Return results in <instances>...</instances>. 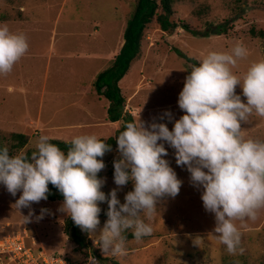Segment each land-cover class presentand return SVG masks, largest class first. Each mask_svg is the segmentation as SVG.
Masks as SVG:
<instances>
[{
    "label": "rangeland",
    "instance_id": "rangeland-1",
    "mask_svg": "<svg viewBox=\"0 0 264 264\" xmlns=\"http://www.w3.org/2000/svg\"><path fill=\"white\" fill-rule=\"evenodd\" d=\"M136 0H0V23L22 32L28 42L25 55L7 74H0V134L2 143L11 145L10 135L21 133L28 143L13 155L35 150L40 135L70 140L75 135L115 136L123 123L107 120L110 102L96 93L93 83L98 73L108 68L124 42V31ZM171 20L187 23L192 29L162 31L153 19L145 28L140 53L131 63L119 86L125 111L146 124L155 120L172 123L182 110L178 93L191 66L209 51H229L240 42L248 55L237 61L232 71L242 76L253 62L264 59V0H174ZM224 24L225 32L211 29ZM195 29V32H191ZM208 34L206 33L207 31ZM253 31V32H252ZM236 92L242 90L236 87ZM246 138L264 141V117L253 112L241 123ZM106 139V140H107ZM165 147H168L165 144ZM173 149L168 148L170 166L182 180L179 194L163 197L147 218L153 232L140 241L128 237L126 256H111L120 264H264V209L255 220L235 221L242 233L243 254H229L213 231L214 214L204 209L200 192L190 182L186 168L177 166ZM119 157L116 146L105 153L106 167L98 174L105 178L102 190L117 188L113 181V160ZM132 184L118 188L121 203ZM12 196L0 184V235L27 232V242L47 253L62 254L75 264L92 257V249L73 242L63 232L68 217L59 211L63 200L33 203V214L24 223ZM102 227L106 202H99ZM41 208L48 211L37 219ZM132 235V234H131ZM86 239L92 242L89 235ZM101 256V250L94 247Z\"/></svg>",
    "mask_w": 264,
    "mask_h": 264
},
{
    "label": "clouds",
    "instance_id": "clouds-1",
    "mask_svg": "<svg viewBox=\"0 0 264 264\" xmlns=\"http://www.w3.org/2000/svg\"><path fill=\"white\" fill-rule=\"evenodd\" d=\"M27 49L22 32L0 23V74L9 73ZM247 55L236 42L229 51L211 50L198 58L178 93L182 114L173 118L165 110L171 129L165 122L146 124L139 116L126 122L116 135L119 157L112 162L117 188L107 194L105 178L98 175L106 167L103 156L112 150L107 138L75 135L62 149L49 135H40L30 154L10 155L7 146H0V184L14 197L20 192L14 205L29 209L24 223L33 214L31 205L47 200L51 184L63 197L59 211L89 235L103 256H126L127 232L137 241L153 232L141 213L151 218L160 198L179 194L182 180L166 159L171 148L176 165L186 168L192 185L202 189L200 198L214 214L219 242L229 254H243L235 221L255 220L264 209V141L246 138L241 127L253 112L264 117V59L253 61L242 76L232 71ZM129 182L132 188L121 203L117 190ZM99 202L107 203V219L98 228ZM47 211L41 208L36 218ZM86 264L99 260L92 256Z\"/></svg>",
    "mask_w": 264,
    "mask_h": 264
},
{
    "label": "trees",
    "instance_id": "trees-1",
    "mask_svg": "<svg viewBox=\"0 0 264 264\" xmlns=\"http://www.w3.org/2000/svg\"><path fill=\"white\" fill-rule=\"evenodd\" d=\"M173 3L174 0H136L134 12L126 24L122 46L115 55L112 64L95 77L93 87L96 93L103 95L110 102L107 108V120L116 122L122 119L123 121L121 127L116 130L115 136L105 140L111 146V149L116 146V135H118L119 131L123 130L125 123L133 121V116L125 111V100L121 93L119 82L128 73L131 63L140 53L141 39L146 26L155 19L162 31L172 32L178 27L192 29L187 23L171 20ZM225 30L224 24H219L216 28L211 29L212 33L216 34H221ZM191 32H195V29ZM208 32L210 31L208 30L206 33L208 34ZM259 35L264 36V33L260 32ZM10 141L11 145L8 147L2 143L0 134V146H7L10 155H13V150H20L26 146L28 137L14 132L10 135ZM51 142L58 144L62 149H66L67 147L65 141L62 140L52 139ZM32 151L27 150L26 153L30 154ZM48 187L50 192L47 199L52 201L57 199L63 200L62 195L53 185L49 184ZM63 232L77 245L90 247L92 249V256L99 260V264H120L118 261L112 260L107 256H101L93 244L86 239L85 235L87 233L81 231L70 217H67L64 221ZM128 237L133 238L131 234ZM72 263L75 264L73 261Z\"/></svg>",
    "mask_w": 264,
    "mask_h": 264
},
{
    "label": "built area",
    "instance_id": "built-area-1",
    "mask_svg": "<svg viewBox=\"0 0 264 264\" xmlns=\"http://www.w3.org/2000/svg\"><path fill=\"white\" fill-rule=\"evenodd\" d=\"M26 238L25 230L21 233L0 235V264H73L66 255L36 249L28 244Z\"/></svg>",
    "mask_w": 264,
    "mask_h": 264
},
{
    "label": "crops",
    "instance_id": "crops-1",
    "mask_svg": "<svg viewBox=\"0 0 264 264\" xmlns=\"http://www.w3.org/2000/svg\"><path fill=\"white\" fill-rule=\"evenodd\" d=\"M122 46V45H121ZM119 51V50H118Z\"/></svg>",
    "mask_w": 264,
    "mask_h": 264
}]
</instances>
